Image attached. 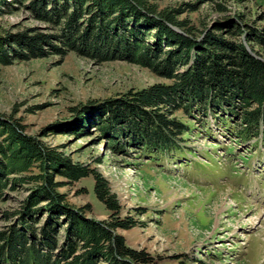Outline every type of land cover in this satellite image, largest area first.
I'll return each instance as SVG.
<instances>
[{"label": "trees", "instance_id": "trees-1", "mask_svg": "<svg viewBox=\"0 0 264 264\" xmlns=\"http://www.w3.org/2000/svg\"><path fill=\"white\" fill-rule=\"evenodd\" d=\"M13 2L48 23L60 46L42 34L6 35L0 37L1 64H9L13 53L39 56L40 43L47 42L59 54L74 51L99 61L122 59L166 79L95 105V125L114 136L112 147L120 145L122 136L144 157L181 155L180 140L188 126L174 117L177 111L195 120L214 117L240 139L264 131V58L254 49L264 46L262 30H243L231 18L197 35L194 26L178 18L179 10L159 8L149 0H0L7 9ZM93 111L85 109L82 119ZM33 168L38 172L31 173ZM90 174L93 193L109 212L106 219L86 217V207L68 205L57 191ZM23 184L31 185L17 209L0 212L2 220L15 218L0 228V264L153 262L148 252L129 246L116 233L136 221L119 216V202L101 174L71 163L26 134L18 120L0 114V200L5 190ZM42 214L45 220L36 229Z\"/></svg>", "mask_w": 264, "mask_h": 264}, {"label": "rangeland", "instance_id": "rangeland-1", "mask_svg": "<svg viewBox=\"0 0 264 264\" xmlns=\"http://www.w3.org/2000/svg\"><path fill=\"white\" fill-rule=\"evenodd\" d=\"M149 1L179 10L178 18L197 35L231 18L243 30L264 32V0ZM21 32L49 36L50 44L60 46L51 36L55 30L25 5L0 4V37ZM40 44L39 56L13 53L9 64L0 63V114L18 120L26 134L71 163L101 174L119 202V216L136 221L116 230L129 246L148 252L151 264H264V131L240 139L214 117L195 120L177 111L174 117L188 126L181 155L144 157L122 136L112 147L114 136L95 125V105L166 79L126 60L59 54L47 42ZM254 49L264 58V46ZM85 109L94 110L87 120L81 117ZM55 180L67 182L62 176ZM30 185L5 190L0 212L15 211ZM57 191L68 205L86 207V217H109L93 193L92 174ZM37 218L36 229L45 215ZM14 219H0V228Z\"/></svg>", "mask_w": 264, "mask_h": 264}]
</instances>
